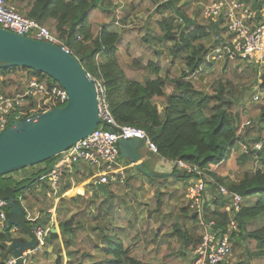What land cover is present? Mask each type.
<instances>
[{
    "label": "trees",
    "instance_id": "trees-1",
    "mask_svg": "<svg viewBox=\"0 0 264 264\" xmlns=\"http://www.w3.org/2000/svg\"><path fill=\"white\" fill-rule=\"evenodd\" d=\"M7 1L17 4L26 16L37 20L42 25L52 27L53 30L48 28L71 48L86 72L103 82L112 114L119 124L146 130L158 147V156L170 161L185 160L195 163L201 168H207L211 163L226 164L231 155L236 153V162L241 167L249 165L239 178L227 184L229 190L238 192L244 197L242 209L234 215L239 231L234 230L233 237L237 235L244 240L254 241L256 250L250 256H264V136H262L264 110L259 116V124H261L259 136L254 138L250 145L248 144L247 150H244L241 144H247V141L244 142L245 140L239 134L240 126L237 118L239 114L233 115L228 108H225L226 104L232 106L231 100L225 96L226 87L220 83L217 92L209 93L197 88L190 80L191 74L213 65L214 62L207 59V55L213 47L208 46L205 41L212 33L217 34L219 30L209 19L204 17L207 22L202 21L201 9H197L196 19L190 17L186 9L193 5L195 0H166L162 3L152 0L153 6H156L155 15L160 18L154 20L153 25L147 23L143 28L148 36L146 40L158 44L171 42L172 44L168 47L169 54L173 61L180 58L183 61V66L178 76H169V71L166 76H162L160 67L150 61L148 64L152 67L156 77L148 78L144 82L129 78L119 58L121 50L126 45L127 49L130 47L127 38L134 35V31L126 32L128 20L132 18L133 14L140 11L139 6L146 0H135L137 2L123 0L117 14L107 11V0H104L103 6H100V0ZM242 1L254 8H259L264 4L257 0ZM94 10L97 11L96 14L99 13V17L101 12H108L112 22H117L121 26V31L110 28V22L104 21L98 32L94 33L91 29L90 19ZM178 18H181L182 22L178 21ZM153 27L157 31L152 37L150 33L153 31ZM162 52L163 50H157L156 54L161 55ZM237 61L247 63L244 59L239 58L234 61L228 60L226 64ZM248 65L252 66L253 64L248 63ZM250 66L247 67L250 69ZM18 70L24 71L30 77L52 80L47 74L26 67L0 68V75L8 76ZM1 76L0 88H4L8 85L6 80H1ZM168 85L172 87L171 92H166ZM158 103L162 104V110L159 109ZM58 107H62V105ZM255 142L261 143L262 147L255 148ZM47 170L48 168L28 172L20 180L13 178V172L0 175V197L8 200L13 199L14 204L13 206L10 203L6 209L9 223L10 220L17 219L29 227L39 223L44 228L48 227L50 218H46L42 214L30 217L29 209L24 202L28 198L27 190L42 184L41 179L36 180V178ZM139 172L142 171L139 170ZM170 172L178 173L180 177H191V174L186 172H178L174 165ZM143 174L147 176L146 173L143 172ZM210 175L218 182L225 180L214 172H210ZM85 176H90V174ZM77 177V175L69 174L63 191L72 189V179L79 181ZM83 177H81L82 180L86 179ZM93 185L97 188L94 183ZM43 187L47 189V184H43ZM107 189L110 194L112 187L108 186ZM103 195L107 196L104 193ZM61 199V201L67 200L65 197ZM79 199H82V196L72 198L70 201ZM214 203L215 210L208 208L206 216L218 221L222 227H226L232 214L225 211L226 203L223 198L218 197ZM13 207H16L14 211H12ZM188 208L186 204L182 211L186 212ZM22 215H24V219ZM259 218L263 219V223L257 229L247 231L248 223ZM192 220L196 221L198 225V219L194 213H192ZM114 222L115 215L111 216L108 222L112 228H92L97 232V238L100 239L99 242H93L94 248L103 255L100 261L92 264H142L133 255V247L126 245L120 237ZM85 223V221L78 220L76 215H71L68 220L60 222L61 234L49 230L44 240V248L36 254L27 256L26 264H36L37 256L46 253L49 246H52V252L57 256V263L62 262L64 251L67 252L69 260H71L77 251L74 244L78 235L80 231L87 228ZM17 227L19 231L16 233L0 227V264H6L7 259L11 256L8 253L10 247L8 242L27 241L30 238L27 230H24L20 224ZM174 232L184 242L188 244L193 242V237L184 224H176ZM246 264H250V262Z\"/></svg>",
    "mask_w": 264,
    "mask_h": 264
},
{
    "label": "rangeland",
    "instance_id": "rangeland-1",
    "mask_svg": "<svg viewBox=\"0 0 264 264\" xmlns=\"http://www.w3.org/2000/svg\"><path fill=\"white\" fill-rule=\"evenodd\" d=\"M157 1L162 3L165 0ZM212 1L214 0H195L193 5L185 9L193 19L197 17V9H201L202 18L204 19L202 21L207 22L203 16V9ZM257 1L264 2V0ZM122 2L123 0H107V11L117 14L121 8L119 5ZM18 8L20 7L18 6ZM112 8L114 9L113 11ZM139 9L140 11L133 14L132 18L128 20L126 32L134 31V35L127 38L130 47L127 49L126 45L121 50V56L119 58L127 76L142 82L148 78H155L156 74L148 64L150 61L160 67V75L166 76L167 71H169V76H178L182 71L183 61L180 58L173 61L168 51V47L172 43H150L146 40L148 36L143 31L147 23L152 24L154 20L160 18L155 15L156 6H153L152 0H146L143 4L141 3ZM94 12L90 16L91 29L94 33L98 32L100 25L104 21L110 22V28L121 31V26L117 22H112L108 12H101L100 17L99 13L96 14L97 11L94 10ZM178 21L182 22L180 18H178ZM48 27L52 29L51 26ZM156 31L157 29L153 27L150 36L153 37ZM149 32L148 30V34ZM215 36L212 33L206 39L205 42L208 46L211 47L214 45ZM157 50H163L162 54L157 55ZM226 63V61L221 63L214 62L211 67L200 69L198 72L191 74L189 78L197 88L209 93L217 92L216 90L220 83L226 87L225 96L231 100L232 106L226 104L225 108H228L233 115L239 114L237 117L240 126L239 134L245 140L244 142L247 141V145H250L252 140L259 136L261 126L259 124V116L264 110V66L256 67L252 65L253 68L248 65L249 62L246 63L243 61H237L232 64L229 62L228 64ZM247 66H250V69ZM1 78H6L1 80H6L5 82L8 86L1 87L2 89L0 88V90L10 92L11 89H14L16 93L18 92L16 89L22 87L24 79L27 76L24 71L18 70L10 73L8 76H1ZM171 90L172 87L168 85L166 92H171ZM256 95L259 96L258 99H256ZM60 105L64 106L65 104L59 102L58 106ZM53 106V104L46 105L42 101L36 105V108L48 110ZM158 106L162 110V104L158 103ZM262 136H264V130ZM138 152L140 156H149V159L144 162L145 167L151 172H156L157 169L156 171L151 169L153 162L150 164L152 160L150 154L153 153L147 150L145 144L139 146ZM236 155V153L232 154L226 164L219 165L215 172L213 171L219 176L217 171L223 169L227 172V177H224L225 180L223 182H209L210 201L215 196H218V183L228 186L227 184L230 181L239 178L244 169L248 168L247 166L249 165L241 167L236 162ZM157 158L159 157L156 156L154 159L156 160ZM53 160L49 159L43 163L49 169L53 164ZM130 161L127 158H123L124 163H130ZM158 162H161V160L157 159L155 164ZM255 166L257 165L255 164ZM36 167L37 164L29 166V168H23L24 173L22 174L31 172L30 170ZM132 169L134 168L132 167ZM132 169L128 172L126 183L121 186L112 187V192L110 194L107 193V196H104L93 185L92 178H89V176H85L86 179L83 180L78 176L79 181L74 179L72 186L73 183L75 186L66 192L64 197L67 200L65 201L47 195V189L43 187V184L47 183L46 177L41 179L40 182L42 184L34 186L30 189L31 191L27 190L28 198L25 204L27 209H29L30 217H36V215L42 214V216L50 218L48 223L50 227L55 226L58 229V234H61L60 222L68 220L71 215H76L78 220L85 221L87 227L80 231L78 235V239L74 244L75 250L77 251L71 260H69L70 257L67 255V252L63 250V260L61 263H57L56 254L52 252V246H49L48 253L39 254L35 259V263L92 264L93 262L100 261L103 255L99 250L94 248L95 245L93 244V242H99L100 239L97 238V232L93 231L92 228H112V226L108 225V222L109 218L115 215L114 226L116 231L119 232L120 237L126 245L133 247V255L142 264H193L192 254L198 245L196 242H200L201 231L196 221L192 220V213L194 211L189 208L186 212L182 211V208L186 207L184 192L189 178L175 176L168 178H149L143 172H139L137 168L138 171L135 172L136 176H133ZM178 172H181V170H178ZM64 185L65 181L63 182ZM78 196H82V199L70 201L72 198ZM224 201L226 203V200ZM262 223V218L253 220L248 223L247 231L257 229ZM176 224H184V227L192 235L193 242L189 244L184 242L174 232V226ZM61 242L62 239L60 240V244ZM43 248L44 246L32 254L38 253ZM255 250L256 243L254 241L244 240L240 236L235 235L233 237L232 254L223 264H246L248 262L250 264H264V256H250Z\"/></svg>",
    "mask_w": 264,
    "mask_h": 264
},
{
    "label": "built area",
    "instance_id": "built-area-1",
    "mask_svg": "<svg viewBox=\"0 0 264 264\" xmlns=\"http://www.w3.org/2000/svg\"><path fill=\"white\" fill-rule=\"evenodd\" d=\"M203 16L220 30L215 34V44L207 55L208 61L225 62L242 58L257 67L264 66V5L254 8L242 0H214L205 6ZM0 25L15 33L53 43L73 54L71 48L47 26L26 16L15 3L0 0ZM25 74L27 78L24 79L22 87L16 89L18 92L15 93L14 89L10 92L0 90V132L14 121L38 120L42 113L57 108L59 102L66 104L68 100V91L54 79L49 81ZM87 75L95 83L101 122L91 134L53 158V164L48 169L50 171L43 178L46 177L47 181V195L55 199L65 196L67 191H63V182L69 174L76 176L78 173L81 177L90 174L89 178H92L95 185L103 183L107 188L125 184L129 170L132 167L135 169V165L123 162L119 148L120 140L140 138L152 153L158 154V147L146 130L119 124L112 114L103 82L88 72ZM258 98L256 95V99ZM42 101L46 105L54 106L48 110L37 109L36 105ZM241 145L244 150L248 149L247 144ZM261 147V143L255 144V148ZM170 162L181 172L191 174L184 197L189 209L194 211L201 231L200 242L192 254L193 264H223L232 254L233 231L238 230L234 215L242 209L244 197L218 183V196L210 201L209 182H216L210 172H215L221 163H211L207 168H201L185 160ZM78 166L83 167L78 170ZM218 197L227 200L225 211L232 214L226 227L206 216L208 208L215 210L214 201ZM10 203L11 200L0 197V227L16 233L19 231L18 227L10 226L8 222L6 209ZM49 230V227L37 230L39 247L27 256L44 246ZM6 264H16V258L11 255Z\"/></svg>",
    "mask_w": 264,
    "mask_h": 264
},
{
    "label": "water",
    "instance_id": "water-1",
    "mask_svg": "<svg viewBox=\"0 0 264 264\" xmlns=\"http://www.w3.org/2000/svg\"><path fill=\"white\" fill-rule=\"evenodd\" d=\"M103 2L100 0V6ZM13 67H26L47 74L68 91L69 97L64 106L42 113L38 120L14 121L0 132V175L53 159L91 134L101 122L95 83L74 54L53 43L15 33L0 25V68ZM143 144L140 138L120 140L121 156L131 160L149 177H180L173 172L148 171L138 152ZM49 171L40 174L36 180L42 179ZM96 186L107 195V185L97 183ZM11 204L14 206L13 199ZM19 224L27 230L30 238L10 243L8 253L16 258V264H26L29 252L39 247L36 232L43 226L39 223L29 227L20 220H10V226ZM50 230L58 233L55 226Z\"/></svg>",
    "mask_w": 264,
    "mask_h": 264
},
{
    "label": "crops",
    "instance_id": "crops-1",
    "mask_svg": "<svg viewBox=\"0 0 264 264\" xmlns=\"http://www.w3.org/2000/svg\"><path fill=\"white\" fill-rule=\"evenodd\" d=\"M2 79H6V78H2ZM147 150L150 152V150L147 148ZM151 155V157L150 158H152V160H151V162H150V164L152 163V170H154V171H156V169H157V171L156 172H162V173H165V172H170L171 171V168H172V164H171V162L168 160V159H165V158H161L160 156H158L157 154H156V156H158L159 158H157V159H160L161 160V162H158L157 164H155L156 163V161H157V159L155 160L154 158L156 157V156H154L155 154L153 153V154H150ZM141 159L145 162V160L147 161V159H149V156L148 155H145L144 157L143 156H141ZM154 159V160H153ZM231 161V160H230ZM132 162H130V163H128L127 162V164H131ZM45 163H40V164H37V167L35 168V169H33V170H30V171H32V172H36V171H38V170H45L46 168H48V167H46L45 165H44ZM83 166H78L77 167V169L79 170V168H82ZM29 168V167H28ZM132 171H133V176H136V174H135V172L136 171H138L137 169H136V167H135V169H132ZM22 173H24L23 172V169L22 170H20V171H18V172H13L12 173V176H13V178H16L17 180H20V179H22L23 177H24V175L25 174H22ZM217 173L219 174V176H221L222 178H226L227 176H226V174H227V172L225 171V170H220V171H217ZM77 174V176H78V173H76ZM216 174V173H215ZM81 177V176H80ZM188 183V182H187ZM186 183V184H187ZM26 201V200H25ZM24 201V202H25ZM49 224V223H48ZM48 227L49 228H52V227H54V226H52V227H50V225H48ZM59 232V231H58ZM25 236V235H24ZM11 242H8V244H10ZM51 247V246H50ZM40 249V248H39ZM38 249V250H39ZM37 250V251H38ZM57 257V256H56Z\"/></svg>",
    "mask_w": 264,
    "mask_h": 264
}]
</instances>
